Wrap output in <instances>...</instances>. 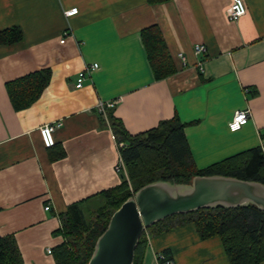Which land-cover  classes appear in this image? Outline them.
Wrapping results in <instances>:
<instances>
[{
  "label": "crops",
  "instance_id": "obj_1",
  "mask_svg": "<svg viewBox=\"0 0 264 264\" xmlns=\"http://www.w3.org/2000/svg\"><path fill=\"white\" fill-rule=\"evenodd\" d=\"M244 1L247 13L234 21L232 0H0V31L18 27L24 35L0 45V237H16L22 264H57L61 214L75 203L89 212L122 182L110 114L132 134L178 116L200 169L264 150V0ZM150 26L160 28L176 69L162 79L142 40ZM198 43L206 52L196 54ZM46 67L52 77L40 98L15 110L6 83ZM101 100L118 102L103 114ZM241 109L252 116L232 131ZM50 124L56 144L47 147L41 128ZM59 150L65 155L54 158ZM147 236L142 264H164L159 254L176 264H231L222 239L202 238L193 223Z\"/></svg>",
  "mask_w": 264,
  "mask_h": 264
},
{
  "label": "trees",
  "instance_id": "obj_2",
  "mask_svg": "<svg viewBox=\"0 0 264 264\" xmlns=\"http://www.w3.org/2000/svg\"><path fill=\"white\" fill-rule=\"evenodd\" d=\"M170 0H148L151 4ZM142 40L158 79L173 74L174 67L163 34L158 26L145 28ZM18 27L0 31V45L22 41ZM50 67L36 70L6 83L15 110L30 107L49 85ZM119 144L126 173L122 182L102 192L103 205L85 212L79 203L61 214V232L65 241L54 250L57 264H88L96 241L107 228L110 218L124 201L142 186L168 180L191 183L197 175L221 174L264 183V150L255 146L238 152L205 168H198L186 136V123L178 116L162 120L156 127L132 134L124 122L109 115ZM123 144V145H122ZM65 155L59 150L54 158ZM90 217H88V214ZM193 223L202 238L219 236L231 264H260L264 261V211L255 205L234 208H201L186 214H176L153 226L143 234L136 249L134 264H142L148 246L147 233H162L178 225ZM23 257L13 234L0 237V264H22Z\"/></svg>",
  "mask_w": 264,
  "mask_h": 264
},
{
  "label": "water",
  "instance_id": "obj_3",
  "mask_svg": "<svg viewBox=\"0 0 264 264\" xmlns=\"http://www.w3.org/2000/svg\"><path fill=\"white\" fill-rule=\"evenodd\" d=\"M251 204L264 211V183L221 174L197 175L191 183L150 182L114 211L88 264H134L143 234L173 215Z\"/></svg>",
  "mask_w": 264,
  "mask_h": 264
},
{
  "label": "built area",
  "instance_id": "obj_4",
  "mask_svg": "<svg viewBox=\"0 0 264 264\" xmlns=\"http://www.w3.org/2000/svg\"><path fill=\"white\" fill-rule=\"evenodd\" d=\"M78 11H79L78 7H74V8H71L70 10H67L66 15L72 16L74 14H77ZM246 13H247V5H246L244 0H232V4H231L229 12H228V16L231 20H234V21L239 20ZM68 33L69 32L67 30L64 31V39L62 40V42L65 41V37L68 35ZM194 50H195L196 54H202V53L206 52L207 49H206L205 44L198 43V44H195ZM182 57H184V56H182ZM200 63H203V62H200ZM98 67H99V64L94 63L90 66H86L85 71L91 72V71L97 69ZM84 81H85V73L82 72V73H80L79 77L77 78L76 87L81 88L84 85ZM117 102H118V100H109V101H102L101 100L98 102L97 107L100 110V112H102L103 114H106L107 109L113 108L117 104ZM251 116H252V111L250 109L238 110L234 114L233 119L231 120V122L229 124L230 129L232 131L240 130L245 124L248 123ZM56 128H57V126L54 124L46 125V126H43L41 128L42 138H43L44 144L47 147H52L56 144V140L54 137V131L56 130ZM116 167H117L118 171H122V172L126 173L125 164H124V161L122 160V158ZM49 208H50L49 206H46V209H49ZM48 252L52 253L53 250L49 249ZM158 260L162 261L164 264H176L173 260L168 259L164 254H159Z\"/></svg>",
  "mask_w": 264,
  "mask_h": 264
},
{
  "label": "rangeland",
  "instance_id": "obj_5",
  "mask_svg": "<svg viewBox=\"0 0 264 264\" xmlns=\"http://www.w3.org/2000/svg\"><path fill=\"white\" fill-rule=\"evenodd\" d=\"M103 199L102 200H98V201H94V202H91L89 205H88V208L87 210L90 211V210H97L98 208H100L102 205H103ZM88 214V213H87ZM88 217H90V215L88 214ZM150 229V228H149Z\"/></svg>",
  "mask_w": 264,
  "mask_h": 264
}]
</instances>
